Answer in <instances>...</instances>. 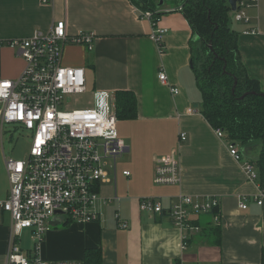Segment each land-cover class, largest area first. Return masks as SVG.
Segmentation results:
<instances>
[{"label":"crops","instance_id":"0c3cea01","mask_svg":"<svg viewBox=\"0 0 264 264\" xmlns=\"http://www.w3.org/2000/svg\"><path fill=\"white\" fill-rule=\"evenodd\" d=\"M135 9L130 0H0V79L17 78L24 66L7 40L45 32L55 20H63L68 38L79 32L95 36L90 49L66 42L62 63L83 67L85 79L91 67L94 90L129 91L136 100V116L119 119L116 125L126 146L121 172L130 175L115 176L118 185L111 179L100 184L96 221L53 218L55 225L45 233L38 254L49 261L83 262L86 251L97 250L100 264H175L179 259L191 264H264V202L254 199L258 181L247 178L241 162L229 152L228 140L217 137L200 112L201 92L191 61L196 39L189 23L181 12L161 9L157 24L167 31L159 45L149 36V21L140 19ZM248 16L249 22L232 24L247 76L259 81L264 92V0L249 8ZM160 69L166 73L165 84L157 77ZM173 87L178 93L171 92ZM2 132L0 201L9 190ZM172 151L179 161L180 182L155 184L154 159ZM181 194L217 197L220 209L219 225L212 224L208 214L196 217L201 231L190 236L184 251L179 248L181 231L166 213ZM145 196L157 198L164 210L140 211L139 199ZM241 199L244 207L239 206ZM116 214L128 222L127 228L117 225ZM24 233L28 243L23 245ZM9 236L10 215L0 208V264ZM17 243L28 256L35 255L29 229L22 230Z\"/></svg>","mask_w":264,"mask_h":264},{"label":"built area","instance_id":"2783aa9c","mask_svg":"<svg viewBox=\"0 0 264 264\" xmlns=\"http://www.w3.org/2000/svg\"><path fill=\"white\" fill-rule=\"evenodd\" d=\"M257 1L235 0V9L231 10L233 20L249 22L248 9ZM135 10L140 19L149 21L152 27L149 36L160 45L167 29L157 24L158 18L152 11ZM171 10L174 9H164ZM94 36L92 32H79L68 38L65 22L55 20L45 32L35 30L26 38L6 41L22 57L24 66L17 78L0 79V129L5 124H14L28 130L31 139L23 158L4 156L9 190L0 201V208L10 215L4 264H83L78 260H44L38 253L53 218L64 216L65 221L79 223L98 219L95 203L100 184L110 180L108 163L113 160L115 172L117 159L126 152L125 144L117 135L116 97L112 91L93 90L90 106L70 107L71 96L86 92V79L83 67L62 63L63 47L69 41L90 49ZM157 77L161 83H167L163 69ZM170 90L178 93L176 87ZM214 130L217 137L225 138L221 128ZM179 139L184 141L186 134L181 132ZM227 146L231 155L241 162L247 178L258 181L255 165L243 159L235 144L228 141ZM122 175L129 176L130 172L122 170ZM153 182H180V166L174 151L154 159ZM254 199L258 204L264 202V189L259 183ZM239 206H245L242 199ZM138 208L147 214L164 210L152 196L140 198ZM166 213L181 231V251L187 249L190 236L201 231L196 217L208 214L212 224H220L219 199L213 196L178 195ZM115 218L120 228L128 227L126 220H120L117 214ZM24 229L30 230L34 256H28L17 243ZM175 264L191 263L179 259Z\"/></svg>","mask_w":264,"mask_h":264},{"label":"trees","instance_id":"16d2710c","mask_svg":"<svg viewBox=\"0 0 264 264\" xmlns=\"http://www.w3.org/2000/svg\"><path fill=\"white\" fill-rule=\"evenodd\" d=\"M130 1L139 10L152 11L156 18L163 13V5L170 2L172 6L168 8L179 9L187 20L193 36L197 35L191 61L201 92L200 112L213 128H221L225 138L238 145L255 165L258 183L264 189V92L259 81L247 76L228 2L163 0L158 7L160 0ZM115 97L117 120L134 118V94L120 91ZM83 264H100L99 251H86Z\"/></svg>","mask_w":264,"mask_h":264},{"label":"rangeland","instance_id":"374dc122","mask_svg":"<svg viewBox=\"0 0 264 264\" xmlns=\"http://www.w3.org/2000/svg\"><path fill=\"white\" fill-rule=\"evenodd\" d=\"M166 5L172 6V4L169 2L166 3L165 6L163 5L162 9H164ZM92 80L93 70L91 69V67H87L85 83L86 92L80 95L71 96L72 99L70 100V107L80 108L90 106L92 91L95 89V86L92 85ZM2 133V146L4 149L5 157L20 159L28 153L31 139V134L28 130L14 124H5ZM125 155L126 154L124 153L123 155H121L122 157L120 156V158L117 159L115 164V172L113 167V160H110V164L108 163V177L112 180V185L114 184V181L115 184L118 185L117 180H114V178L115 176L118 177L120 174H122L121 162L123 161ZM60 218L62 219L64 218V216H60ZM20 243H22L23 245L28 243V237L25 235V233L22 234Z\"/></svg>","mask_w":264,"mask_h":264},{"label":"water","instance_id":"95a60500","mask_svg":"<svg viewBox=\"0 0 264 264\" xmlns=\"http://www.w3.org/2000/svg\"><path fill=\"white\" fill-rule=\"evenodd\" d=\"M228 3H229V5H230V9L231 10H234L235 9V0H226ZM163 4V0H160V3L158 4V7H160L161 5ZM194 39H197V35H195L194 36ZM236 84V81H234V85ZM244 95H242L241 97H243ZM56 213H60L59 211H57ZM53 220H50V223L52 224V225H55V221H53ZM56 223H58V222H56Z\"/></svg>","mask_w":264,"mask_h":264},{"label":"bare ground","instance_id":"6f19581e","mask_svg":"<svg viewBox=\"0 0 264 264\" xmlns=\"http://www.w3.org/2000/svg\"><path fill=\"white\" fill-rule=\"evenodd\" d=\"M251 29H249V31H250Z\"/></svg>","mask_w":264,"mask_h":264}]
</instances>
